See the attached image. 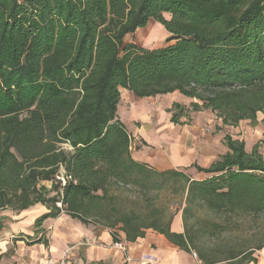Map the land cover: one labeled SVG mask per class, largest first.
I'll use <instances>...</instances> for the list:
<instances>
[{"label": "trees", "instance_id": "obj_1", "mask_svg": "<svg viewBox=\"0 0 264 264\" xmlns=\"http://www.w3.org/2000/svg\"><path fill=\"white\" fill-rule=\"evenodd\" d=\"M150 18L170 33L166 45L124 42ZM122 88L194 99L168 108L175 124L207 109L222 126L256 123L264 0H0V210L40 203L49 211L36 224L64 212L112 228L116 240L118 231L136 241L154 230L206 264L257 260L264 241L217 258L196 239L219 236L243 216L264 217L259 143L248 151L226 134L225 153L194 165L204 178L159 170L132 155L118 114ZM180 211L184 231L176 232Z\"/></svg>", "mask_w": 264, "mask_h": 264}, {"label": "crops", "instance_id": "obj_2", "mask_svg": "<svg viewBox=\"0 0 264 264\" xmlns=\"http://www.w3.org/2000/svg\"><path fill=\"white\" fill-rule=\"evenodd\" d=\"M121 95L118 114L126 126L123 114H127L132 155L138 161L159 170L189 167L193 178H202L203 172L194 165L207 167L218 158L220 148L226 146L222 138L206 133V122L212 119L203 115L176 129L168 108L186 97L178 91L166 94L168 97L162 104L157 96L140 98L125 88L121 89ZM153 120L155 129L160 130L151 134L146 124ZM217 120L221 126V119ZM203 136L204 143L200 145ZM151 145L156 147L153 155L149 153ZM48 211L40 203L22 211L0 210V264H46L50 257L60 263L64 261L63 264H206L166 235L151 229L136 241H128L125 233L118 231L117 240L125 244L121 249L114 245L117 240L112 228L96 222L84 223L64 212L36 224ZM172 230L184 231L181 213L175 217Z\"/></svg>", "mask_w": 264, "mask_h": 264}, {"label": "rangeland", "instance_id": "obj_3", "mask_svg": "<svg viewBox=\"0 0 264 264\" xmlns=\"http://www.w3.org/2000/svg\"><path fill=\"white\" fill-rule=\"evenodd\" d=\"M169 17V15H166ZM170 36V33L163 29L160 23L156 22L153 18H150L147 25L144 27L138 28L135 32L127 33L124 37V42H134L146 48H156L161 47L167 44V38ZM162 104L165 101L166 95L157 96ZM194 99L189 97L182 98L180 103L185 107L190 108L191 103ZM123 113V111H122ZM203 115L205 117L211 118L210 122H206L205 128L206 133H213L216 137L224 139L226 134H230L233 138H238L245 141V148L248 151H252L255 144L259 143V151L264 156V123L262 119L264 117L263 112L258 113V121L256 123L250 122V120H243L237 126H219L217 123L220 120H217L215 117V113L211 110H201V111H191L190 112V120L189 122H194L196 117ZM124 118L127 120V126L130 128L129 119L127 118V114H123ZM154 117L156 115H153ZM185 120L186 118H182ZM152 122V124H151ZM150 123L146 124V129L149 133H153L155 130L158 132L159 130L155 129L156 127L153 125L154 120ZM182 124H177L176 129L181 128ZM201 137L199 140L200 145L204 143L203 138ZM227 146H222L218 151V156L225 153L227 151ZM156 147L152 146L149 148V153L151 155L155 154ZM209 166V164H208ZM191 169H195L194 166H191ZM189 167L178 168L179 170H183L190 174ZM206 173H202V178L206 177ZM48 186L50 185L47 184ZM181 211L179 212V214ZM200 215L205 216L204 212H199ZM194 221V220H193ZM264 241V217H251V216H243L236 223H232L228 229L219 236H209L206 234L199 235L196 239V243L199 247L209 255H214L217 258H224L227 255V250L232 246H255L257 243ZM264 248V247H263ZM254 251V256L257 258L255 261H248L244 264H264V249ZM195 249L191 251V253L195 256ZM199 258L198 254H196ZM201 260V259H200ZM202 261V260H201ZM225 264V262H223Z\"/></svg>", "mask_w": 264, "mask_h": 264}, {"label": "built area", "instance_id": "obj_4", "mask_svg": "<svg viewBox=\"0 0 264 264\" xmlns=\"http://www.w3.org/2000/svg\"><path fill=\"white\" fill-rule=\"evenodd\" d=\"M58 179H60L63 182V184H65L66 179H65L64 175H59ZM59 205H61V203H59ZM114 245L118 248H121V249L125 248V244L121 240L115 241ZM194 254L196 255V252H194ZM63 263H64V261H61V263H60L59 261H57L56 259H54L52 257L48 258V260L46 262V264H63Z\"/></svg>", "mask_w": 264, "mask_h": 264}]
</instances>
